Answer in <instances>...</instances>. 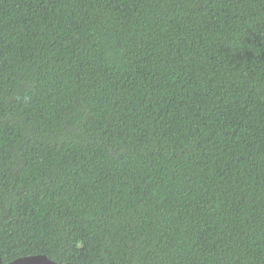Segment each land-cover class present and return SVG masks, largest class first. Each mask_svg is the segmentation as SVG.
Here are the masks:
<instances>
[{
    "label": "trees",
    "instance_id": "obj_1",
    "mask_svg": "<svg viewBox=\"0 0 264 264\" xmlns=\"http://www.w3.org/2000/svg\"><path fill=\"white\" fill-rule=\"evenodd\" d=\"M264 264V0H0V264Z\"/></svg>",
    "mask_w": 264,
    "mask_h": 264
},
{
    "label": "water",
    "instance_id": "obj_2",
    "mask_svg": "<svg viewBox=\"0 0 264 264\" xmlns=\"http://www.w3.org/2000/svg\"><path fill=\"white\" fill-rule=\"evenodd\" d=\"M8 264H58V263H54L48 260L44 256H31V257L19 258Z\"/></svg>",
    "mask_w": 264,
    "mask_h": 264
}]
</instances>
